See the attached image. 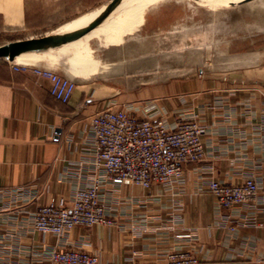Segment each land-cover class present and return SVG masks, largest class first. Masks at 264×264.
<instances>
[{"label":"crops","instance_id":"1","mask_svg":"<svg viewBox=\"0 0 264 264\" xmlns=\"http://www.w3.org/2000/svg\"><path fill=\"white\" fill-rule=\"evenodd\" d=\"M79 3L0 0V12L1 6H14L13 17L5 19L27 29L29 21L40 15L46 20L55 12L50 6ZM134 17L107 18L73 41L18 57H33L28 61L0 58L1 258L6 264H51L57 238L34 229L35 212L53 198L66 197L71 205L77 187L98 175L104 183L101 201L116 224L76 227L65 243L97 253L100 264H166L172 251H190L200 264H264V52L259 50L252 61L246 52L241 62L226 67L211 55L207 66L196 64L188 75L175 74L172 92L165 93L160 74L151 81L148 50L135 57L128 48L126 33L143 22ZM14 64L70 78L76 85L71 101L53 96L49 78L16 71ZM135 68H141L140 75ZM135 83H152L156 91L134 100ZM117 105L129 106L142 118L162 119L168 129L180 118L197 120L206 128V158L184 165L183 182L116 186L94 168L89 123L96 112ZM248 178L260 188L257 203L222 209L210 182ZM232 224H238L234 230Z\"/></svg>","mask_w":264,"mask_h":264},{"label":"built area","instance_id":"2","mask_svg":"<svg viewBox=\"0 0 264 264\" xmlns=\"http://www.w3.org/2000/svg\"><path fill=\"white\" fill-rule=\"evenodd\" d=\"M16 71H33L49 78L52 94L63 103H69L76 85L58 73L27 64H14ZM92 144L95 148L93 165L96 171L106 174L116 186L140 185L150 188L155 183L183 182V166L205 158L203 136L205 128L195 120L180 119L174 129H168L161 119L139 117L127 109H102L90 118ZM103 182L94 175L84 186H79L72 203L64 198L51 200L40 206L35 214V227L44 234H56L59 239L67 231L78 227L114 225L116 221L106 212L101 201ZM222 208L248 201L258 194L253 178L242 185L210 183ZM51 260L62 264H97L95 255L80 250H54ZM0 264H6L0 256ZM167 264H199L190 252L169 254Z\"/></svg>","mask_w":264,"mask_h":264},{"label":"rangeland","instance_id":"3","mask_svg":"<svg viewBox=\"0 0 264 264\" xmlns=\"http://www.w3.org/2000/svg\"><path fill=\"white\" fill-rule=\"evenodd\" d=\"M111 1L112 0H79L80 3L78 5L66 4L62 6H50L55 12L50 13L46 20L43 19L46 17L45 15H40L42 18H35V20L29 21V28L27 27V29H18L20 21L5 19V17H13L12 9L14 6H1L0 46L18 40L45 37L38 35H51L60 32L70 23L80 20L90 12H93L97 8H100ZM34 7L37 8V6ZM42 8L45 9V6H42ZM124 12L123 16H135L134 18L143 17L142 23L135 24L126 33L128 40L127 45L128 48H133V54L135 57L142 54V51L145 52L148 50L146 54H148L149 57L147 62L150 65L151 81L154 78L156 79V77H154L155 74H160L163 85L161 86L162 91L165 93L172 92V86L170 83L173 81L175 74L181 76L188 75L197 69L195 68L196 64H199V66L202 67L207 66L208 63L206 64L205 62L211 61V55L215 57L214 60H212L214 63L220 61L222 62L221 65L226 67L237 64L239 61L241 62L243 60V55L246 52H251L247 53L248 57H246V59H251V61L257 56L259 50L264 52V0H219L215 3H205L200 0H134L131 3V7ZM74 17L78 18L75 19ZM71 18H74L75 20L67 22ZM89 40L92 41V39ZM89 40L83 42H88ZM222 54L224 56L219 57ZM19 56L14 57L13 60L21 62L33 58L18 59ZM162 65H165V67L162 68ZM140 69L141 68H135V74L138 73L140 75V72H137L138 70L140 71ZM86 71L92 72L91 69H87ZM61 76L73 81L66 76ZM151 84L152 83H150V86H144L143 84L135 83L131 86L135 92V96L132 98L134 100H141L152 96L156 89H154ZM147 87L149 88L147 89ZM129 88L130 86H123L126 93H132ZM143 88L145 89L141 92ZM138 91L140 93H138ZM137 93L138 95H136ZM111 108L127 109L128 111L134 112L129 106L124 107L123 105H117L116 107L113 106ZM212 181L220 182L216 179ZM220 183L231 185L244 184V182ZM210 191L214 195L211 188ZM259 195L260 188L258 186V194L254 198L242 203H234L228 208H222L220 205L219 206L222 209L230 211L239 204H256ZM60 198H64L67 201L66 197ZM58 199L53 198L52 200L56 201ZM44 205L45 204H42L40 206ZM35 214L34 229L41 232L35 227ZM237 225L238 224H232L230 228L234 230ZM69 231H67L66 235L60 239L54 234L57 238V245L51 249V254L57 249L80 250L97 256V264H100V258L97 253L66 245L65 241L67 240V234ZM174 252L190 251H172L169 254ZM169 254L166 258V264ZM193 255L196 256L195 254ZM51 264L62 263L51 260Z\"/></svg>","mask_w":264,"mask_h":264},{"label":"water","instance_id":"4","mask_svg":"<svg viewBox=\"0 0 264 264\" xmlns=\"http://www.w3.org/2000/svg\"><path fill=\"white\" fill-rule=\"evenodd\" d=\"M123 1L124 0H112L111 2L101 6L94 18L85 26L67 30L66 32L51 34L41 38L18 40L1 45L0 58H8L13 60L14 57L19 55L45 52L52 48H56L73 41L95 26H99L115 9H117L122 4Z\"/></svg>","mask_w":264,"mask_h":264},{"label":"bare ground","instance_id":"5","mask_svg":"<svg viewBox=\"0 0 264 264\" xmlns=\"http://www.w3.org/2000/svg\"><path fill=\"white\" fill-rule=\"evenodd\" d=\"M134 0H124L122 2V4L115 9L109 16L108 18H112V17H120L122 16L123 12L126 10V8L133 2ZM201 2H205V3H215L219 0H200ZM244 1V0H243ZM101 8V7H100ZM100 8H97L96 10H94L93 12H90L88 15L84 16L83 18H81L80 20L74 22L71 26H69L64 32H66L67 30H71V29H75V28H79L82 26H85L86 24H88L93 18L94 16L97 14L98 10Z\"/></svg>","mask_w":264,"mask_h":264}]
</instances>
